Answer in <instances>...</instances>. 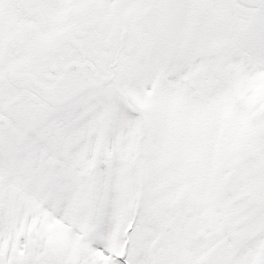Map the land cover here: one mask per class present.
Listing matches in <instances>:
<instances>
[{
	"label": "snow or ice",
	"instance_id": "1",
	"mask_svg": "<svg viewBox=\"0 0 264 264\" xmlns=\"http://www.w3.org/2000/svg\"><path fill=\"white\" fill-rule=\"evenodd\" d=\"M0 264H264V0H0Z\"/></svg>",
	"mask_w": 264,
	"mask_h": 264
}]
</instances>
